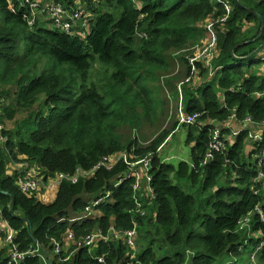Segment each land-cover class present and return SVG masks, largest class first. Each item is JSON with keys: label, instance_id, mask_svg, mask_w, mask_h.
Masks as SVG:
<instances>
[{"label": "trees", "instance_id": "16d2710c", "mask_svg": "<svg viewBox=\"0 0 264 264\" xmlns=\"http://www.w3.org/2000/svg\"><path fill=\"white\" fill-rule=\"evenodd\" d=\"M43 1L84 13L66 32L46 20L44 5L34 10L22 0H0V192H7L0 193V222L15 231L18 249L38 250L49 264H217L224 254H252L261 242L240 225L248 216L253 232L264 234V166L258 164L264 130L262 141L254 142L249 133L256 127L247 121L264 125V0ZM226 6L231 12L214 28L211 65L197 63L192 74L190 58L178 57L185 70L177 81L195 74L201 79L182 88L186 113H200L203 127L190 125L200 129L197 136L189 130L192 159L175 166L160 151L169 129L146 146L122 129L160 115V83L174 70L173 54L205 41L208 23L224 18ZM232 119L246 128L237 136L225 126ZM218 127L221 149L212 145ZM7 150L33 165L44 184L60 173L89 172L124 152L133 162L151 158L153 193L141 192L147 212L138 211L136 180L125 179L132 167L123 158L76 183L63 181L47 203L37 191L21 190L22 171L8 172ZM178 177H188L197 189L185 192L173 183ZM120 179L113 194L88 212ZM135 227L134 257L124 237L85 245L98 231ZM9 249L0 248V264H8ZM257 255L264 264V246ZM23 264L45 263L30 254Z\"/></svg>", "mask_w": 264, "mask_h": 264}, {"label": "built area", "instance_id": "2783aa9c", "mask_svg": "<svg viewBox=\"0 0 264 264\" xmlns=\"http://www.w3.org/2000/svg\"><path fill=\"white\" fill-rule=\"evenodd\" d=\"M22 5H29L32 9L36 10L39 9L42 4L41 2L37 1V0H22ZM44 7L48 10L49 15L47 16L48 19L53 20L54 24L56 27L61 28L63 31L66 32H71L73 25H75V23H77L79 21V19L82 17L83 15V10H77L76 12H74L73 14H68L65 10L64 7L59 4V3H54V2H49L47 4L44 5ZM227 8V14L224 17V20H226L229 17V14L231 12V7L230 6H226ZM14 10V9H13ZM29 24L33 25L37 19L36 17V12H32L31 16L27 17ZM210 33H211V39L208 43L207 46H205L203 49H201L199 51L198 56L201 57L203 59V62L206 64V66H210L212 59L215 56V52L217 46V32L214 29V27H212L210 24L207 26ZM190 63L193 67V70L196 71V63L194 62V59L190 58ZM215 71H210V75H214ZM200 113L196 112L193 114H186L184 116H182L181 121L183 124H187V125H196L198 123V119L200 117ZM247 121L249 123H252L251 118H248ZM0 128L2 129L1 125ZM232 136H237L240 131L231 129ZM220 131L221 129L218 127L214 138L215 141L212 144L214 148L217 149H221L224 147V143L222 141V139H220ZM4 137L1 134L0 136V145L3 141ZM252 140L254 142H261L262 141V133L259 134H255L252 137ZM120 155H125L124 153L120 154ZM118 155V156H120ZM116 156L114 159L110 160L108 158H104L97 166H95V168H93L91 171L89 172H85L82 169H78L76 171V173L73 176L70 175H66L63 173H60V175H58V179L56 181H54L53 183V187L57 188L59 187V185L63 182V181H70L72 183H76L79 181V179L83 176H90L91 174L94 173L95 170H99L102 167L107 168V169H112L114 164L117 161H120L121 158H123L127 164H129L132 168L130 170V172L128 173V175L125 177V179L130 178V177H134L136 182L134 185V188L137 191V196L135 197L137 206H138V211H140L142 214H145L147 212V210L145 209V207L143 206V203L141 201V192L142 193H148V194H152L153 193V188L151 186V181H152V175L150 173L151 170V158H142L139 159L137 161H129L127 159L126 156L121 157L119 159H117ZM260 161L258 162L260 168L262 166H264V157L259 156ZM115 160H117L116 162H114ZM30 166H27V168L25 169H21L22 173L19 175V179H18V185L21 188V190H23L24 192L27 193H33L35 191H37L39 189V181L36 180L35 178H33L32 176L33 174V170ZM260 177H264V173L260 172ZM55 183L57 186H55ZM123 183V179H120L117 183H115L107 192L106 194L102 197L99 198L98 200L95 201L94 204L89 205L87 207V210L89 212V210L96 205L101 204L102 202H105L106 199L108 197H110L113 192L114 189L117 188L119 185H121ZM145 189V191H143ZM0 212H1V208H0ZM249 218L248 216L245 217L240 225V229H244L243 226V222ZM75 219H73L72 221H74ZM262 220L264 221V215L262 214ZM113 233L112 234H107V235H103L100 231H98L96 234L94 235H90L86 238L85 240V245L86 246H94L96 242H98L100 239H104V240H109L113 237H124L127 240V244L130 248L133 249L131 256L134 257L136 252H137V239H138V233H137V229L136 227L126 231V232H121V231H116V230H112ZM15 231L7 224V222L5 221H1L0 222V239L4 240L7 245H10V249H9V260H8V264H23V262L25 261L26 257L28 255H33V256H40L42 258V260L44 261L45 264H49L48 260L46 257L41 256L40 253H38V250H34L31 252H22L18 249L17 244L14 243V239H15ZM264 246V242H261V244L256 248V250L251 254L252 255V259H257L258 260V252L263 248ZM56 252L59 253L60 252V246L58 245L56 247ZM99 260L103 261V258L100 257ZM251 264H255L254 261L252 262V260L250 261Z\"/></svg>", "mask_w": 264, "mask_h": 264}, {"label": "rangeland", "instance_id": "374dc122", "mask_svg": "<svg viewBox=\"0 0 264 264\" xmlns=\"http://www.w3.org/2000/svg\"><path fill=\"white\" fill-rule=\"evenodd\" d=\"M41 2L42 5H44L43 0H37ZM44 7V6H43ZM48 16V15H47ZM47 20V17H46ZM224 21V18H221L219 21H212L209 22L212 27H216V23H222ZM79 22V21H78ZM207 24V23H205ZM217 28V27H216ZM206 40L195 45V46H190L184 50L179 51V55L173 54V58H176V63L174 70L172 72L167 73L164 80L162 83H160V86L162 88V93L166 97H164L163 103H164V110L160 112V115H158L155 118V114L153 116L154 120L148 119L147 117H143L140 122H137V126L133 128H130L129 126H126L124 129H122L127 136H131L133 139H135L140 145L146 146L152 141L163 129H169L170 131V136L167 138V140L163 143L165 146L162 149V156L163 157H168L167 163H171L175 166H178L181 162L180 161H187L190 162L191 157V151L194 143H189L188 142V137H189V130L193 131L195 136H197L199 132V128L203 127L200 124H196V126L190 127V125L187 124H182L181 118L182 116L186 115V111H184V100L182 99L181 95L176 96L174 98V92L176 89H172L170 87L171 83H177V80L175 79V76L177 74L183 75L181 72H184L185 67L182 62H180V59L178 58L181 54H186L188 58L194 59V62L196 63V70H197V63L202 64V69L206 67V64L203 62V59L198 56L199 51L203 49L205 46L208 45L210 39H211V33L209 29H206ZM217 46V44H216ZM216 49V48H215ZM99 71H102V67H98ZM198 71H200L198 67ZM197 71V72H198ZM196 71L193 70L192 67V74L195 73ZM215 75V74H214ZM166 79H172V81L168 84L165 82ZM193 79L194 81H200L201 79L199 78L198 75L194 76H184L180 80H178V83H181L179 85L180 90L178 91L179 93L182 94L183 96V85ZM220 95V94H219ZM192 128V129H191ZM162 145V146H163ZM161 146V147H162ZM8 155H9V171L14 170H21L27 168V166H30L31 164L26 161H23L22 158L16 157L15 153L12 151L7 150ZM125 155H120L117 157V159L126 156L127 159L130 161L129 154L125 153ZM179 158V159H178ZM17 165V166H16ZM30 169V167H29ZM33 178L39 181V189L37 190V196L41 200H45L49 193L53 196L52 199L50 200H45L44 202L50 203L53 201L54 197L57 194V188H54L52 185L54 184L53 182H50V184H44L40 182L39 178L37 175H35V170L33 171ZM173 183L182 188L185 192H194L197 189V184L193 185L192 180L189 179L188 177H178V178H173ZM55 186L56 183H55ZM42 200V201H43ZM243 226L248 234L249 237H257L259 238V243L264 242V234L261 235H256L253 232V226L251 223V218H247L243 222ZM133 251V249L131 248ZM254 261L255 264H259V260L252 259L251 253H247L245 255L241 254H224L221 256L217 264H251V261Z\"/></svg>", "mask_w": 264, "mask_h": 264}, {"label": "crops", "instance_id": "0c3cea01", "mask_svg": "<svg viewBox=\"0 0 264 264\" xmlns=\"http://www.w3.org/2000/svg\"><path fill=\"white\" fill-rule=\"evenodd\" d=\"M162 83V85H163V83L164 82H161ZM181 83H178V81H177V83H171L170 84V87L172 88V89H176L177 91H179L180 90V88H179V85H180ZM179 95H181V97H182V99H183V96H182V94L181 93H179L178 92V96ZM223 94H221V99H223ZM184 107V106H183ZM184 111H185V108H184ZM226 125H230V127L232 128V129H234V130H237V131H240V132H242L243 130H245L246 128H244L245 126H242L241 124H239V123H237L235 120H230L229 122H227V124H225V126ZM255 134H259V132L258 131H255V130H253V129H251L250 130V133H249V137L252 139V137L255 135ZM0 136H1V128H0ZM165 146L163 145L162 146V148L160 149V151H161V154H162V149L164 148ZM169 157V156H168ZM168 157H163L162 156V158H163V160H164V162H167V158ZM179 159V158H178ZM190 161H191V159H190ZM17 166V165H16ZM32 170L34 171V166L32 165ZM16 170H12V171H8L9 173H12V172H15ZM53 198V196L49 193V195H48V197L45 199V200H50V199H52ZM43 200V199H42ZM45 200H43V201H45ZM7 245V243L4 241V240H2V239H0V248H4L5 246Z\"/></svg>", "mask_w": 264, "mask_h": 264}, {"label": "clouds", "instance_id": "9594fccd", "mask_svg": "<svg viewBox=\"0 0 264 264\" xmlns=\"http://www.w3.org/2000/svg\"><path fill=\"white\" fill-rule=\"evenodd\" d=\"M68 14H70V13H68ZM47 20H48V18H47ZM212 76H213V75H212ZM187 114H188V113H187ZM182 124H183V123H182ZM250 125L256 127L257 129H256V128H253V130L259 132L260 129L258 128V126H256L254 123H250ZM240 133H241V132H240ZM240 133H239V134H240ZM259 133H260V132H259ZM161 148H162V147H161ZM161 148H160V149H161ZM87 214H88V213H87ZM86 216H87V217H86ZM86 216H85L86 218L89 217V215H86ZM72 220H73V219H72ZM78 220H80V218H78ZM74 221H77V220L75 219Z\"/></svg>", "mask_w": 264, "mask_h": 264}, {"label": "water", "instance_id": "95a60500", "mask_svg": "<svg viewBox=\"0 0 264 264\" xmlns=\"http://www.w3.org/2000/svg\"><path fill=\"white\" fill-rule=\"evenodd\" d=\"M262 47H264V45H262L260 48H262ZM258 128L264 130V125H262V126H258ZM0 193L7 194L6 191H1Z\"/></svg>", "mask_w": 264, "mask_h": 264}, {"label": "bare ground", "instance_id": "6f19581e", "mask_svg": "<svg viewBox=\"0 0 264 264\" xmlns=\"http://www.w3.org/2000/svg\"><path fill=\"white\" fill-rule=\"evenodd\" d=\"M225 146H226V145H225ZM137 156H138V155H137ZM143 156H144V155H143ZM139 157H140V156H139ZM28 164H29V163H28ZM85 211H86V210H85ZM92 213H93V212H92ZM91 216H92V215H91ZM77 221H78V220H77ZM77 221H76V222H77Z\"/></svg>", "mask_w": 264, "mask_h": 264}]
</instances>
